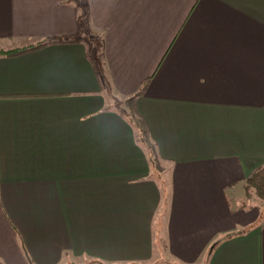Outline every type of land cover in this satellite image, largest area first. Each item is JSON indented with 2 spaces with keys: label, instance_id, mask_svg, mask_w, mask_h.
I'll use <instances>...</instances> for the list:
<instances>
[{
  "label": "crops",
  "instance_id": "crops-1",
  "mask_svg": "<svg viewBox=\"0 0 264 264\" xmlns=\"http://www.w3.org/2000/svg\"><path fill=\"white\" fill-rule=\"evenodd\" d=\"M42 43L0 54V264H264V0H0Z\"/></svg>",
  "mask_w": 264,
  "mask_h": 264
},
{
  "label": "rangeland",
  "instance_id": "rangeland-1",
  "mask_svg": "<svg viewBox=\"0 0 264 264\" xmlns=\"http://www.w3.org/2000/svg\"><path fill=\"white\" fill-rule=\"evenodd\" d=\"M128 106L129 105H127V107H125V110L127 111L129 119L134 124L135 122H134V119L132 117V112L130 111ZM137 126H138L139 130L141 131V133L139 134L140 141L145 145V148L147 149V152L149 154V158L151 159V162H153V163L156 162L157 163L156 171L159 174H161L162 172L165 171V168L163 167L162 163L158 161V158H157V155H156V150L153 148V146H151L149 144L148 137H147L146 133L144 132L140 122L137 123ZM246 197H248V198L246 199ZM243 198L245 199L244 201L246 203V206H248V209H251V208L252 209L253 208L260 209L262 211V213L264 214V201L258 198V196L256 195L254 190H251L249 192V194L247 196H243ZM232 202H233V204H235V201H232ZM161 247L162 246H159L160 251H162ZM75 264H82V262H77Z\"/></svg>",
  "mask_w": 264,
  "mask_h": 264
},
{
  "label": "trees",
  "instance_id": "trees-1",
  "mask_svg": "<svg viewBox=\"0 0 264 264\" xmlns=\"http://www.w3.org/2000/svg\"><path fill=\"white\" fill-rule=\"evenodd\" d=\"M48 43H42L35 46H31L28 48L20 49V50H14L10 52H2L0 51V54L8 55V56H15V55H22L37 49H40L44 46H46ZM130 123L137 128L138 131L139 128L136 124H133L131 121ZM141 132V131H140ZM251 190H254L256 195L259 199L264 201V166L259 168L257 171H255L251 177L247 180L246 184V191L247 195Z\"/></svg>",
  "mask_w": 264,
  "mask_h": 264
}]
</instances>
